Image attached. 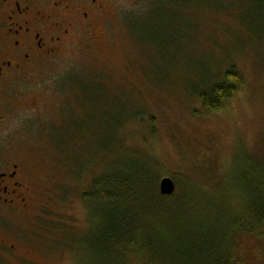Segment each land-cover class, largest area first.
Here are the masks:
<instances>
[{
	"label": "rangeland",
	"instance_id": "rangeland-1",
	"mask_svg": "<svg viewBox=\"0 0 264 264\" xmlns=\"http://www.w3.org/2000/svg\"><path fill=\"white\" fill-rule=\"evenodd\" d=\"M109 5L113 15L95 24L105 31L50 62L32 91L36 109L15 114L4 132L5 156L21 160L34 189L15 227L34 237L27 251L43 264H97L87 239L98 221L82 197L96 180L140 163L192 188L194 215L206 195L216 223L223 203L247 210L239 181L264 168V0ZM229 69L242 85L209 110L199 93ZM245 224L260 232L264 223ZM228 232L233 264H264V236Z\"/></svg>",
	"mask_w": 264,
	"mask_h": 264
},
{
	"label": "trees",
	"instance_id": "trees-1",
	"mask_svg": "<svg viewBox=\"0 0 264 264\" xmlns=\"http://www.w3.org/2000/svg\"><path fill=\"white\" fill-rule=\"evenodd\" d=\"M223 75L220 82L199 93L202 105L209 110L222 108L242 85L236 70H226ZM259 169L251 167L239 181L247 195V210L223 203L225 208L217 218L223 222L216 223L208 222L211 205L215 206L206 195L199 194L204 205L202 210L195 209L198 213L194 215L188 205L192 188L174 181V192L162 195L158 183L163 176L140 163L96 180L94 193H82L88 213H94L98 221L88 234V250L97 264L237 263L232 257L238 243H233L230 252L227 250L228 229L231 227L228 235L232 233V237L264 236V224L260 232L255 226L242 225L245 220L264 223V168Z\"/></svg>",
	"mask_w": 264,
	"mask_h": 264
},
{
	"label": "flooded vegetation",
	"instance_id": "flooded-vegetation-1",
	"mask_svg": "<svg viewBox=\"0 0 264 264\" xmlns=\"http://www.w3.org/2000/svg\"><path fill=\"white\" fill-rule=\"evenodd\" d=\"M110 1L0 0V264H43L27 251L34 237L15 227L16 217L32 211L34 189L21 160L5 156L4 132L15 114L36 109L32 91L47 65L105 31L95 24L113 15Z\"/></svg>",
	"mask_w": 264,
	"mask_h": 264
},
{
	"label": "water",
	"instance_id": "water-1",
	"mask_svg": "<svg viewBox=\"0 0 264 264\" xmlns=\"http://www.w3.org/2000/svg\"><path fill=\"white\" fill-rule=\"evenodd\" d=\"M175 182L169 176H163L159 180L158 189L162 195H171L175 190Z\"/></svg>",
	"mask_w": 264,
	"mask_h": 264
}]
</instances>
